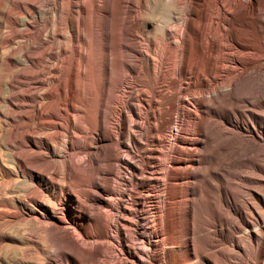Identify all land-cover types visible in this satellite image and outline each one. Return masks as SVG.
<instances>
[{"label": "bare ground", "instance_id": "1", "mask_svg": "<svg viewBox=\"0 0 264 264\" xmlns=\"http://www.w3.org/2000/svg\"><path fill=\"white\" fill-rule=\"evenodd\" d=\"M149 2L0 0V264H264V0Z\"/></svg>", "mask_w": 264, "mask_h": 264}, {"label": "clouds", "instance_id": "2", "mask_svg": "<svg viewBox=\"0 0 264 264\" xmlns=\"http://www.w3.org/2000/svg\"><path fill=\"white\" fill-rule=\"evenodd\" d=\"M185 11L182 0H150L146 7L147 19L152 22L161 33L167 31L173 19L179 21Z\"/></svg>", "mask_w": 264, "mask_h": 264}, {"label": "rangeland", "instance_id": "3", "mask_svg": "<svg viewBox=\"0 0 264 264\" xmlns=\"http://www.w3.org/2000/svg\"><path fill=\"white\" fill-rule=\"evenodd\" d=\"M137 87V88H136ZM142 90V88L141 87H138V86H132V88H126V90H125V92H124V97L128 100V97L130 96V95H136V94H140V91ZM171 91L170 90H168V93H170ZM127 95V96H126ZM136 102V101H135ZM135 102H133L134 104H137V102L135 103ZM185 108H189L188 110L187 109H185ZM191 109V110H190ZM195 109V105H194V103L193 102H191V104L189 105V106H184V112L182 113L183 115H182V117H183V119H185L186 120V116H185V114H187L188 113V111L189 112H191V111H193ZM187 112V113H186ZM185 117V118H184ZM145 119H139V120H136L137 121V123H139V124H142V125H144L145 126V121H144ZM142 122V123H141ZM141 131V130H140ZM140 131L137 133V135H139V137H140V135L142 136V134H143V131H141V133H140ZM144 137L142 136V139H143ZM143 141V140H142ZM139 153V154H138ZM136 154L139 156L137 159H135V161L137 162V164L139 165V166H141L142 165V161L140 160V159H142V155L140 154V151H136ZM80 155H82V154H80ZM79 155V158H81L82 159V164L83 165H86V162H83V156L84 155H82V156H80ZM141 155V156H140ZM118 186L117 187H119L120 189H122V190H124L125 189V187L119 182H117L116 183ZM130 197H131V195H130ZM130 199V198H129ZM101 242V243H100ZM78 243L80 244V245H82V246H84L85 244L83 243V242H81V241H78ZM103 242H102V240H95V241H92V242H90L89 244H87L86 246L87 247H94V246H97V245H100V244H102ZM111 248H113V247H111ZM115 247L112 249V250H114V252H115ZM115 253H117V252H115ZM147 260H148V262H150V259H148L147 258Z\"/></svg>", "mask_w": 264, "mask_h": 264}]
</instances>
